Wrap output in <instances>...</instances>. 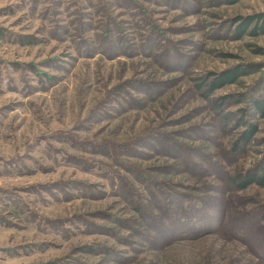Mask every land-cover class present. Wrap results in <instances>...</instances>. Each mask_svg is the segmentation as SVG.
Returning <instances> with one entry per match:
<instances>
[{
    "label": "rangeland",
    "instance_id": "374dc122",
    "mask_svg": "<svg viewBox=\"0 0 264 264\" xmlns=\"http://www.w3.org/2000/svg\"><path fill=\"white\" fill-rule=\"evenodd\" d=\"M261 13L0 0V264H264Z\"/></svg>",
    "mask_w": 264,
    "mask_h": 264
},
{
    "label": "trees",
    "instance_id": "16d2710c",
    "mask_svg": "<svg viewBox=\"0 0 264 264\" xmlns=\"http://www.w3.org/2000/svg\"><path fill=\"white\" fill-rule=\"evenodd\" d=\"M230 0H227V2ZM236 2L237 0H232ZM238 22H241L240 26L238 27V35L241 36L248 28L255 24V27L251 33L253 35H258L260 33H264V13L255 15V16H249L246 18L239 17ZM239 30H242V33H239ZM241 70H233V71H227L223 73L222 75L215 78L214 81H212V84H210V89L206 91V93H210L211 89H218L221 86H224L230 82H233L236 80V78L240 75ZM198 80L201 81V84L198 86L199 88H202L205 86L206 80L203 78H199ZM224 99H230V97H225ZM260 112L264 114V100L262 101H256L254 104ZM215 106L218 108H221L222 105L215 103ZM241 113H245V110H241ZM245 115V114H243ZM251 133L244 134V137L246 140L250 138ZM245 146H242L241 148L237 147L234 149L237 152L244 151ZM263 169V168H262ZM264 170V169H263ZM231 181L233 184L237 185L238 188H245L248 185H258L260 187H264V174L257 175L255 172L250 173L247 175H238L231 178Z\"/></svg>",
    "mask_w": 264,
    "mask_h": 264
}]
</instances>
